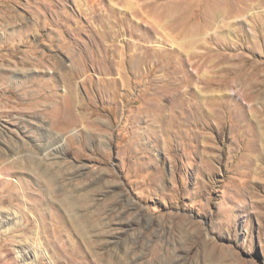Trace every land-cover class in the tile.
<instances>
[{
    "label": "rangeland",
    "instance_id": "1",
    "mask_svg": "<svg viewBox=\"0 0 264 264\" xmlns=\"http://www.w3.org/2000/svg\"><path fill=\"white\" fill-rule=\"evenodd\" d=\"M0 264H264V0H0Z\"/></svg>",
    "mask_w": 264,
    "mask_h": 264
},
{
    "label": "bare ground",
    "instance_id": "2",
    "mask_svg": "<svg viewBox=\"0 0 264 264\" xmlns=\"http://www.w3.org/2000/svg\"><path fill=\"white\" fill-rule=\"evenodd\" d=\"M6 167H7V166H4V168H3V169H6ZM76 220H77V219H76ZM76 220H75V219H73V223H74V225H76V222H75ZM77 227H78V225H77ZM80 230H81V229H80Z\"/></svg>",
    "mask_w": 264,
    "mask_h": 264
}]
</instances>
